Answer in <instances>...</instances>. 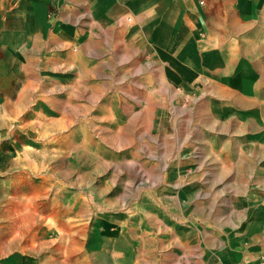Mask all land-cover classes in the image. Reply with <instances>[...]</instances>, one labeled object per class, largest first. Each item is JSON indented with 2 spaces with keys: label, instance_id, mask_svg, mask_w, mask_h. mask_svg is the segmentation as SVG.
<instances>
[{
  "label": "crops",
  "instance_id": "0c3cea01",
  "mask_svg": "<svg viewBox=\"0 0 264 264\" xmlns=\"http://www.w3.org/2000/svg\"><path fill=\"white\" fill-rule=\"evenodd\" d=\"M47 60L80 82L107 70L151 91L159 82L180 108L165 126L185 125L199 151L189 161L199 175L163 192L178 200L163 251L130 226L113 264H264V0H0V135L25 113V82ZM9 243L0 264H59Z\"/></svg>",
  "mask_w": 264,
  "mask_h": 264
},
{
  "label": "rangeland",
  "instance_id": "374dc122",
  "mask_svg": "<svg viewBox=\"0 0 264 264\" xmlns=\"http://www.w3.org/2000/svg\"><path fill=\"white\" fill-rule=\"evenodd\" d=\"M50 61L30 70L25 113L0 135V240L33 259L38 249L59 264H113L131 226L139 241L158 238L161 253L178 205L163 192L203 170L189 163L200 156L185 125L165 126L180 108L159 82L151 91L108 70L102 82H80Z\"/></svg>",
  "mask_w": 264,
  "mask_h": 264
}]
</instances>
